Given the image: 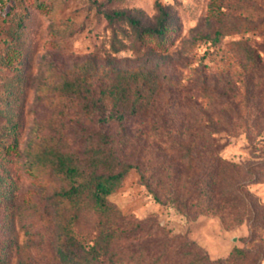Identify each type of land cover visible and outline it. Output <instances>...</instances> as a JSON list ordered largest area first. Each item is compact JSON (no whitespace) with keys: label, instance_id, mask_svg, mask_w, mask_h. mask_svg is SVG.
<instances>
[{"label":"rangeland","instance_id":"obj_1","mask_svg":"<svg viewBox=\"0 0 264 264\" xmlns=\"http://www.w3.org/2000/svg\"><path fill=\"white\" fill-rule=\"evenodd\" d=\"M157 2L176 18L164 52L135 45L127 20L107 17L119 11L152 23ZM219 2L0 0V193L9 189L13 200L9 212L0 196V264H61L58 222L70 224L84 245L98 236L101 220L93 212L73 217L60 205L57 217L42 206L69 185L51 175V152L86 156L97 132L111 139L119 160L137 166L108 196L128 219L186 236L220 264H264V0H222L225 13L214 16ZM206 26L208 40L201 36ZM154 62V96L142 92L137 111L121 121L85 116L61 89L91 63L88 82L98 97L108 76ZM102 103L110 115L111 99ZM215 157L243 182L244 201L212 213L196 192ZM234 248L249 250V259L232 262Z\"/></svg>","mask_w":264,"mask_h":264},{"label":"trees","instance_id":"obj_2","mask_svg":"<svg viewBox=\"0 0 264 264\" xmlns=\"http://www.w3.org/2000/svg\"><path fill=\"white\" fill-rule=\"evenodd\" d=\"M221 2L213 7L214 16L225 13V6ZM156 11L152 23H143L140 19L119 11H113L112 14H107V17L126 19L131 27L135 45H144L149 51L164 52L171 35L175 32L176 18L167 6L159 2L156 3ZM201 36L209 39L208 26L202 29ZM210 41L214 43L215 39ZM157 66V62H154L129 75L122 72L118 75H110L108 76L110 82L99 90L98 97H94L88 82V77L91 75L88 70L91 67L90 63L88 66H82V73L78 72L65 79L61 89L78 100L80 111L85 116L101 115L98 120L102 123L107 122L109 117L121 121L126 114L137 111L136 105L141 104L139 99L142 92H145L144 97L147 100L154 96L160 85L157 80ZM138 79L140 82L135 85ZM104 98L112 101L111 114L108 116L104 115L105 106L102 103ZM95 136H99L93 139L95 147H89L86 156L52 151L48 160L51 175H62L68 179L69 185L55 190L43 202L42 206L47 210L46 215L53 213L59 217L61 205V207H70L74 212L73 217L85 211L93 212L101 220L98 236L91 244L85 245L70 224L58 222L55 225V249L59 262L61 264H220V260H210L207 253L188 237L182 235L170 237L167 229L149 219L132 221L109 200V194L113 193L124 176L137 166L118 159L111 145L112 141L105 133L97 132ZM122 136L126 135L123 133ZM125 141L126 138L122 137V143ZM213 143L214 141H210V146ZM10 146L11 144L7 145ZM213 160L211 172L201 178L196 193L203 197L200 201L207 211L217 213L223 207H234L242 203L244 195L243 182L234 180L233 175H229L231 170L228 171V165L221 164L217 157ZM3 179H5L3 173L0 172V184L3 183ZM9 193V189L2 188L0 196L2 195L5 201L4 210L9 209L10 212L13 208V200ZM141 232L150 233L152 239L136 244H124L130 238L139 237ZM154 236L159 238H153ZM248 259L249 250L244 248L232 250L230 256L232 262L243 263Z\"/></svg>","mask_w":264,"mask_h":264}]
</instances>
